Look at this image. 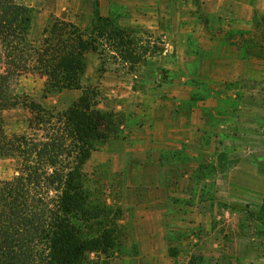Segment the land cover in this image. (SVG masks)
Masks as SVG:
<instances>
[{
  "label": "rangeland",
  "instance_id": "obj_1",
  "mask_svg": "<svg viewBox=\"0 0 264 264\" xmlns=\"http://www.w3.org/2000/svg\"><path fill=\"white\" fill-rule=\"evenodd\" d=\"M34 16L33 10L31 41L39 45L44 39L45 29L56 18H51L46 27L39 29ZM108 25V28L113 27ZM234 28L230 34L251 32L259 39L263 34L262 30L255 29V24L250 25L249 30ZM138 38L133 41L135 47L140 48L141 38ZM162 44L157 42L149 52L158 54ZM119 52L114 49L111 55L106 52L102 58L112 65L122 64L128 55L124 53L121 56ZM96 60L97 57H92L88 62L94 70L98 67ZM257 60L264 66V60ZM90 81L84 82V86L95 91L94 101L98 108L115 110L121 104L119 99L107 97V89L102 84L93 85L94 80ZM45 84L46 79L40 76L23 75L13 79L12 90L14 94L28 98V102L41 104L54 113L69 109L82 96L78 91L64 92L46 100L43 99ZM196 87L195 97L186 102V107L194 108L202 103V120L217 127L216 132L202 134L205 145L201 149L185 147L179 158H175L180 163L162 164L161 167L169 170V174L164 173L160 180L154 181L152 190L136 187L135 181L114 175L111 161L102 164L100 154L120 151V143L114 141V147L108 146L110 139L97 145L84 167V184L88 210L100 215L97 220L99 227L97 229V224H91L92 228L90 226L85 232L90 237L97 230L100 236L109 232L117 241L109 257L92 254L85 264H109L119 255L149 251L152 242L145 236L150 228L156 233L160 230L167 234V240L154 242L158 256L156 264H169V255L174 259L172 264H264V77L260 81L252 79L227 85L202 82ZM118 116L119 120L124 117L122 114ZM35 119L27 107L5 111V134L44 140L48 129L39 131ZM18 166L17 160H0V180H11ZM154 167L157 169L159 166ZM122 192H153L146 194L153 200H164L162 192H171V205L175 206L170 210L174 216L173 223L146 226L139 224L138 220L135 224L131 219L132 213L142 210L127 209V200H138L137 197L141 198L143 193H128L126 196Z\"/></svg>",
  "mask_w": 264,
  "mask_h": 264
},
{
  "label": "trees",
  "instance_id": "obj_2",
  "mask_svg": "<svg viewBox=\"0 0 264 264\" xmlns=\"http://www.w3.org/2000/svg\"><path fill=\"white\" fill-rule=\"evenodd\" d=\"M254 24L261 39L243 31L228 40L244 59L264 60V16ZM32 29V8L0 0V160L19 164L11 180H0V264H85L92 254L109 257L117 240L105 230L93 237L85 232L100 215L88 210L84 167L122 125L114 112L98 108L95 91L83 84L88 55L104 59L118 49L134 62L142 55L130 50L134 41L126 31L102 20L89 32L53 19L39 45L31 41ZM23 75L46 79L43 99L74 91L82 96L63 112L48 111L13 93V79ZM18 107L31 110L39 131L48 129L44 140L5 134L3 112Z\"/></svg>",
  "mask_w": 264,
  "mask_h": 264
},
{
  "label": "crops",
  "instance_id": "obj_3",
  "mask_svg": "<svg viewBox=\"0 0 264 264\" xmlns=\"http://www.w3.org/2000/svg\"><path fill=\"white\" fill-rule=\"evenodd\" d=\"M21 1L34 10V22L39 29L56 18L91 32L102 20L126 31L132 40L141 38L140 48L134 43L130 47L135 55H142L139 62L131 59L112 65L109 60L91 54L88 62L97 57L98 67L94 70L88 64L83 80V84L90 80H94L93 85L102 84L107 97H115L121 103L115 110L107 109L124 116L119 120L122 125L117 137L108 145L120 143L121 149L101 153L100 159L102 164L111 161L114 175L135 181L136 187L152 190L154 181L169 174L162 164L180 163L175 158L185 147L201 149L205 145L202 134L216 132L217 127L202 120V103L186 107V102L195 97L197 84L227 85L260 81L264 77L263 64L257 59H244L240 49L228 40L234 27L249 30L255 19L264 16V0ZM157 42L163 43L162 48L158 54H151L149 49ZM170 178L173 180V176ZM122 193H143L138 200H127V209L142 210L133 211L131 219L135 224L138 220L146 226L173 223L170 210L175 206L171 205V192H162L164 200L146 197L153 192ZM148 233L145 238L152 242L149 251L117 254L109 264L158 263L154 242L167 240V234L160 230L156 233L153 228ZM170 256L172 264L174 259Z\"/></svg>",
  "mask_w": 264,
  "mask_h": 264
}]
</instances>
